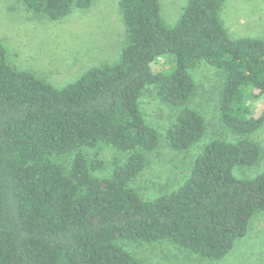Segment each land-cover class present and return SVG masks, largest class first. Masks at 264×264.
Here are the masks:
<instances>
[{
  "label": "trees",
  "instance_id": "1",
  "mask_svg": "<svg viewBox=\"0 0 264 264\" xmlns=\"http://www.w3.org/2000/svg\"><path fill=\"white\" fill-rule=\"evenodd\" d=\"M16 1L50 21L92 2ZM225 2L186 0L166 24L158 0H118L125 27L118 60L62 88L9 64L0 44V264H143L123 243H164L218 261L255 217L264 221V171L234 175L261 158L250 136L264 126V110L252 115L264 97V39L231 38L220 18ZM166 55L172 67L153 72ZM200 64L217 70V120L234 140L208 142L177 189L143 199L133 184L161 135L141 101L173 111L162 141L188 151L207 129L190 107Z\"/></svg>",
  "mask_w": 264,
  "mask_h": 264
},
{
  "label": "rangeland",
  "instance_id": "2",
  "mask_svg": "<svg viewBox=\"0 0 264 264\" xmlns=\"http://www.w3.org/2000/svg\"><path fill=\"white\" fill-rule=\"evenodd\" d=\"M158 2L163 21L173 24L186 0ZM220 18L233 39H264V0H226ZM124 40L125 27L118 0H92L89 9L73 10L59 21L35 17L16 0H0V44L8 63L43 78L55 88L76 81L89 68L115 63ZM173 64V57L166 55L152 69L153 72L167 71ZM216 73V69L206 64L191 72L197 94L190 107L205 118L207 129L204 138L186 152L171 151L162 141L173 111L149 97L142 99L141 108L147 122L161 135L158 149L149 156L148 165L133 184L143 199L156 198L163 190L177 189L205 144L215 139H233L223 132L217 120L215 101L219 77ZM263 110L264 97L255 102L252 115L259 116ZM250 140L260 147V161L252 168L234 171L236 177L252 178L264 171V126ZM111 156L103 154L108 162ZM257 217L246 236L237 240L231 251L218 261L203 260L164 243L121 245L143 264H264V221Z\"/></svg>",
  "mask_w": 264,
  "mask_h": 264
},
{
  "label": "crops",
  "instance_id": "3",
  "mask_svg": "<svg viewBox=\"0 0 264 264\" xmlns=\"http://www.w3.org/2000/svg\"><path fill=\"white\" fill-rule=\"evenodd\" d=\"M160 6V5H159Z\"/></svg>",
  "mask_w": 264,
  "mask_h": 264
}]
</instances>
